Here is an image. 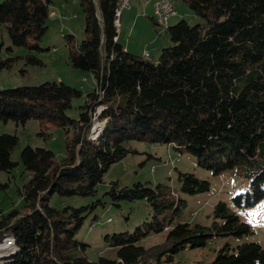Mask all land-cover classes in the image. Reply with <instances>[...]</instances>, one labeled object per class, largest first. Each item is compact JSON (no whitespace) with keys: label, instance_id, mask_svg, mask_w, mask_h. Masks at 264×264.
<instances>
[{"label":"trees","instance_id":"16d2710c","mask_svg":"<svg viewBox=\"0 0 264 264\" xmlns=\"http://www.w3.org/2000/svg\"><path fill=\"white\" fill-rule=\"evenodd\" d=\"M117 1L80 0L85 36L79 40L66 35L71 65L90 72L95 83L82 104L74 101L83 91L64 80L0 88V120L24 125L30 118L47 116L67 131L73 128L60 159L45 146L21 149L20 161L30 173L20 190L23 206L0 209V242L12 236L17 251L1 264L171 263L181 250L205 247L215 236L253 232L236 208L244 210L264 199V0H184L203 21L193 24L182 17L171 22L166 29L169 43L156 58L132 52L119 40ZM52 4L0 1V27L7 31L8 48L28 51L0 57V70L21 58L43 62L31 52L45 49L40 40L55 11ZM98 107L104 128L95 139L92 117ZM131 140L170 144L214 174L230 171L248 183L240 185L232 204L218 200L206 225L181 219L186 207L181 193L208 191V179L180 171L177 198L167 183L151 186L138 180L123 185L112 180L106 193L113 204L145 198L152 214L132 231L106 234L115 258L100 254L90 259L89 244L77 234L105 201L56 207L51 196L96 195L110 166L137 152L127 146ZM17 143L16 133H0V172H11L19 164L12 158ZM165 227L157 250L146 248L143 240ZM208 264H264V246L257 240L228 241Z\"/></svg>","mask_w":264,"mask_h":264},{"label":"rangeland","instance_id":"374dc122","mask_svg":"<svg viewBox=\"0 0 264 264\" xmlns=\"http://www.w3.org/2000/svg\"><path fill=\"white\" fill-rule=\"evenodd\" d=\"M175 5L182 13L179 19L184 17L193 24L203 21L184 0H176ZM52 8L55 9L56 14L49 16L47 20L49 27L40 40V45L45 49L31 52L41 58L43 62L36 63L28 59H17L10 68L0 70V88L21 84H39L48 80H64L83 91V95L74 101V105L77 106L86 100L88 92L95 87L92 74L73 67L68 57L66 35L72 34L79 40L85 36L84 12L80 0H53ZM144 18L148 22V25L144 27V32L150 30L153 33L152 35L159 39V47L153 49L149 46V49H152V55H154L152 57L156 58L164 41L169 43L167 28L158 27V25L156 27L150 17ZM121 20L124 37L127 35L125 34L124 18ZM173 20L171 18L168 21L169 24ZM153 24L157 29L154 30ZM130 40H136L135 36L131 35ZM0 42L3 43L0 46V57L28 52L22 47L13 50L8 48L11 43L3 26L0 27ZM101 108L98 107L92 117L93 122L95 121V127L91 129V137L95 139L99 137L104 128L103 121L98 120ZM71 115L75 116V110L71 111ZM43 119L30 118L24 125L16 124L12 120L8 122L0 120V133L10 132L18 135V143L12 152V158L18 160L19 164L11 172H0V209L5 212L23 206V196L20 190L30 176L29 171L25 169L20 161V152L25 145L51 148L58 159L65 154L66 139L68 135L73 134V128L70 127L67 131L63 126L48 121L50 120L49 117L45 116ZM41 130L46 131L43 133L44 135L39 133ZM127 146L136 149L137 152L127 154L123 159L110 166L104 175L103 181L98 184L96 195L62 197L55 193L50 199L51 204L56 207L65 204L79 206L96 198L105 201L104 205L100 203L88 216L77 234L79 239L89 244L87 255L90 259H97L100 254L115 258L116 250L109 246L105 239L106 234L123 230L132 231L143 221L149 220L152 214V208L145 198L133 201L122 200L120 206L113 204L109 194L106 193L112 180H118L123 185H130L138 180L151 186L156 185L158 182L167 183L171 187L175 198H177L181 184L178 179L180 171L193 172L201 178L208 179L211 182V188L208 191L195 194L181 193V196L186 200V207L181 219L206 225H210L213 220L212 213L215 203L218 200H226L232 204V197L242 191L239 189L240 185L248 183V180L239 177L230 179L233 176L230 171L214 174L209 169L200 166L195 156L186 151L180 152L170 144L151 142L150 140H131L127 142ZM236 210L243 220L251 223L252 233L243 237L215 236L205 247L181 250L175 255L173 262L162 264H208L213 259L216 250L228 241L236 244L241 241L257 240L264 246V199L244 210L241 208H236ZM95 215L97 217L94 219ZM166 232L167 227L162 233H152L143 240L144 246L157 250V246L164 240ZM9 238L13 237H6L0 242V264L6 257L17 251L14 239Z\"/></svg>","mask_w":264,"mask_h":264},{"label":"crops","instance_id":"0c3cea01","mask_svg":"<svg viewBox=\"0 0 264 264\" xmlns=\"http://www.w3.org/2000/svg\"><path fill=\"white\" fill-rule=\"evenodd\" d=\"M131 2H132L131 7L125 9L126 11L124 10L121 16V19L124 18L125 34L127 35L123 37V30H122L123 24L121 20L122 32L119 33V40L125 45V47L128 50L130 51L133 50L132 52L138 54H144L146 51H148L149 56H154L152 55V51H151L152 49H149V46L153 49L156 48L157 46L159 47L160 46V44H158L159 39L155 38L150 30H148L146 33L144 32V27L148 25V22L144 17H150L152 19V22L157 27L153 4L152 2H145V0H131ZM177 10H178V14L173 17L174 19L173 22L178 21L179 17L182 15L181 11L179 9ZM53 13L56 14L55 11ZM142 24L144 25L142 26ZM156 27H154V30ZM131 35L135 36L136 40H130ZM165 43L167 42L164 41V44Z\"/></svg>","mask_w":264,"mask_h":264},{"label":"built area","instance_id":"2783aa9c","mask_svg":"<svg viewBox=\"0 0 264 264\" xmlns=\"http://www.w3.org/2000/svg\"><path fill=\"white\" fill-rule=\"evenodd\" d=\"M176 0H145V2H152L154 13H155V21L160 27L166 20H171L174 16L178 14V10L175 5ZM131 0H118L116 7V17L115 24L117 31L121 32V16L123 11L126 8L131 7ZM53 13V12H52ZM54 14V13H53ZM145 55H149V52L146 51Z\"/></svg>","mask_w":264,"mask_h":264},{"label":"bare ground","instance_id":"6f19581e","mask_svg":"<svg viewBox=\"0 0 264 264\" xmlns=\"http://www.w3.org/2000/svg\"><path fill=\"white\" fill-rule=\"evenodd\" d=\"M168 21H170V20H166V21L161 25V27H163V28H168V26H169V22H168ZM93 127H95V126H93ZM9 239L13 240V238H9ZM4 255H6V254H4Z\"/></svg>","mask_w":264,"mask_h":264}]
</instances>
